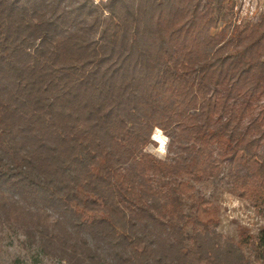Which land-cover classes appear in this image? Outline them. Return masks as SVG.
I'll use <instances>...</instances> for the list:
<instances>
[{
  "label": "trees",
  "instance_id": "obj_1",
  "mask_svg": "<svg viewBox=\"0 0 264 264\" xmlns=\"http://www.w3.org/2000/svg\"><path fill=\"white\" fill-rule=\"evenodd\" d=\"M232 8L0 0V223L65 264H264V225L233 244L198 194L264 218V13L219 30Z\"/></svg>",
  "mask_w": 264,
  "mask_h": 264
},
{
  "label": "rangeland",
  "instance_id": "obj_2",
  "mask_svg": "<svg viewBox=\"0 0 264 264\" xmlns=\"http://www.w3.org/2000/svg\"><path fill=\"white\" fill-rule=\"evenodd\" d=\"M93 1L98 4L106 0ZM232 2V11L224 9L217 16L219 30L228 23L237 26L241 22L255 21L261 13H264V0H232ZM151 139L156 146H148L145 151L158 159H164L168 138L162 131L154 130ZM225 189L224 181L199 186L198 194L208 198L217 208L219 225L216 232L233 244H239L242 237L254 238L260 227L264 225V218L259 216L250 202L228 194ZM188 206L189 203L183 204L186 212H189ZM241 249L244 253H248L246 247L241 246ZM58 253L54 247L44 253L38 240L28 241L17 227L0 223V264H65L67 257ZM74 262L70 260V263ZM104 264H111V260H107Z\"/></svg>",
  "mask_w": 264,
  "mask_h": 264
}]
</instances>
